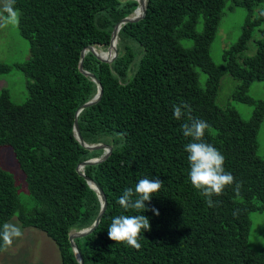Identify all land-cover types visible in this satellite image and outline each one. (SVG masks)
<instances>
[{
  "label": "trees",
  "instance_id": "trees-1",
  "mask_svg": "<svg viewBox=\"0 0 264 264\" xmlns=\"http://www.w3.org/2000/svg\"><path fill=\"white\" fill-rule=\"evenodd\" d=\"M137 7V0H15L30 56L0 62V77L18 71L25 79L22 103L13 101L8 86L0 88V148L12 151L25 190L0 165V227L15 218L21 230L35 228L52 241L60 264H78L68 234L91 226L101 206L76 168L103 150L75 139L76 120L87 144L112 147L104 161L83 170L106 197L99 224L74 240L84 264H264V243H249L250 214L264 213L258 142L264 99L249 92L264 82V0H146L144 17L119 29L112 62L85 51L83 69L101 84L102 95L76 116L97 92L79 69L82 49L94 46L108 57L114 25ZM237 8L244 12L241 32L214 60L220 22ZM181 104L209 124L202 141L221 152L234 177L212 196L213 207L188 178L184 147L194 141L182 134L187 116L173 115V105ZM142 178L163 182L145 202L158 216L116 203ZM139 214L150 230L141 231L138 250L108 239L113 217Z\"/></svg>",
  "mask_w": 264,
  "mask_h": 264
},
{
  "label": "clouds",
  "instance_id": "clouds-1",
  "mask_svg": "<svg viewBox=\"0 0 264 264\" xmlns=\"http://www.w3.org/2000/svg\"><path fill=\"white\" fill-rule=\"evenodd\" d=\"M14 3L15 0H4L3 7L0 9V27L19 25L20 13L14 8ZM190 112V106L187 104L173 105V115L176 119L187 116L190 121V123H184L182 125L183 136L191 137L194 141L188 143L184 147V151L188 154L189 181L191 186L206 198L208 206L213 207L212 196L221 195L226 186L234 183V177L230 172L225 171V158L221 152L211 144L202 141L205 130L210 127L209 124L202 119H193ZM77 115L76 113V116ZM100 144L107 145L105 143H99L98 145ZM101 150H103V155L105 151L104 149ZM99 157L94 158L96 159ZM162 186L163 182L158 178H142L135 184L134 188H125L116 203L125 211L133 210L140 213L152 211L154 215L158 216L159 210L155 208H146L145 202H150L151 197L157 193ZM240 187L241 185L239 183L235 184L234 192L236 195H239ZM72 230L79 231L75 229ZM142 230L144 232L150 230V222L146 216L142 214L119 215L113 217L107 230V235L108 239L113 242L124 243L138 250L141 247L139 236ZM22 235L23 232L21 228L11 223H5L0 227V242H2L0 243V250H5L8 246H11L13 241L22 237Z\"/></svg>",
  "mask_w": 264,
  "mask_h": 264
},
{
  "label": "rangeland",
  "instance_id": "rangeland-1",
  "mask_svg": "<svg viewBox=\"0 0 264 264\" xmlns=\"http://www.w3.org/2000/svg\"><path fill=\"white\" fill-rule=\"evenodd\" d=\"M4 0H0V9L3 7ZM244 18L242 9L229 16L223 17L218 27V32L211 46V54L214 60L218 59L221 48L229 46L234 42L241 32V25ZM251 45L250 51L254 52ZM30 56L28 42L20 36L18 26L8 25L0 27V62L14 63L24 62ZM25 79L22 73L16 71L0 77V88L8 86L15 103H22L25 96L21 94L24 89ZM228 89L226 90V92ZM253 97L264 99V82H254L249 90ZM247 114L252 111L251 107L244 108ZM259 154L264 157V122L258 135ZM0 165L13 173L16 183L20 185V190H25L23 174L13 157V153L8 148H0ZM251 231L249 243L255 248L264 243V213L252 212ZM15 218L7 223L16 225ZM17 226V225H16ZM22 237L15 239L11 246L0 252V264H59V256H56L57 248L42 232L35 228L22 230ZM48 239L46 242L45 239ZM45 241V243H44Z\"/></svg>",
  "mask_w": 264,
  "mask_h": 264
},
{
  "label": "water",
  "instance_id": "water-1",
  "mask_svg": "<svg viewBox=\"0 0 264 264\" xmlns=\"http://www.w3.org/2000/svg\"><path fill=\"white\" fill-rule=\"evenodd\" d=\"M137 2H138V7L134 10L133 14L120 19L113 27L111 38H110V44L107 48V52L111 53V55H112L110 58L102 57L101 54L97 53V49L94 46H87V47L82 49L81 54H80L79 69L84 75L88 76L93 82H95L96 87H97V92L90 101L84 103L77 110V112H76L77 114L82 109L97 103L99 101V99L101 98V95H102L101 84L98 82V80L95 78V76L93 74H91L88 71L83 69L82 60H83L85 51H90L100 61L112 62L117 55L116 44L118 41V31L121 28V26L128 23V22H137L144 17V14L146 11V0H137ZM73 131H74V136H75L76 140L83 147L91 149V150H93V149H104V151H105V153L102 156H100L99 158H96V159L94 158V159L83 161L82 163L78 164V166L76 168V171L79 172L82 177H84V179L86 180L88 185L97 193V197L100 201V206H101L100 211H99L98 215L96 216V218H95V220L91 226H89L85 229L79 230V231L72 230L68 234V241L70 243L72 252H73L76 260L79 262V264H83L82 256H81L80 251L78 250L76 244L74 243V240L76 238L84 237L85 235L90 233L99 224V222L102 218V215L105 211V208H106V197L104 195V192L94 181H92L90 178L85 176L83 169L86 165H89V164L93 165V164H97V163L104 161L109 156V154L111 152V147L104 145V144H100V145H89V144H87L83 140V138L81 137V135L79 133L76 120H74Z\"/></svg>",
  "mask_w": 264,
  "mask_h": 264
},
{
  "label": "bare ground",
  "instance_id": "bare-ground-1",
  "mask_svg": "<svg viewBox=\"0 0 264 264\" xmlns=\"http://www.w3.org/2000/svg\"><path fill=\"white\" fill-rule=\"evenodd\" d=\"M106 52V54L108 55V57H104V58H110L112 55L111 53L107 52V50H104ZM97 53H99V51L97 50ZM100 54V53H99ZM103 57V56H102Z\"/></svg>",
  "mask_w": 264,
  "mask_h": 264
}]
</instances>
